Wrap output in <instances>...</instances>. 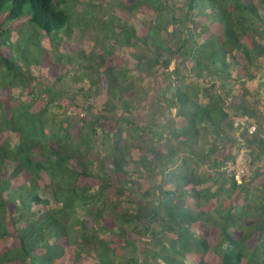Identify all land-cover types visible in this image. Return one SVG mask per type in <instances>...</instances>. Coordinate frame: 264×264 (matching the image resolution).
<instances>
[{"label":"trees","instance_id":"1","mask_svg":"<svg viewBox=\"0 0 264 264\" xmlns=\"http://www.w3.org/2000/svg\"><path fill=\"white\" fill-rule=\"evenodd\" d=\"M76 1L0 0V68L33 97L6 108L3 119L16 137L0 144V240L10 241L0 260L264 264V120L253 134L232 123L236 115L264 119V0L119 2L104 19L106 47L91 52L81 19L98 16ZM70 65L90 82L89 96L102 100L98 86L107 85L80 134L81 120L54 111L65 100L51 88ZM46 70L50 95L37 104L32 86ZM139 76L167 79L171 95L163 92L159 105L172 116L154 144L131 154L123 121L159 127H142L134 115L145 92ZM99 129L110 140L103 156L93 144ZM242 147L256 172L253 187L225 171ZM77 231L83 243L74 245Z\"/></svg>","mask_w":264,"mask_h":264},{"label":"rangeland","instance_id":"2","mask_svg":"<svg viewBox=\"0 0 264 264\" xmlns=\"http://www.w3.org/2000/svg\"><path fill=\"white\" fill-rule=\"evenodd\" d=\"M127 0H77L76 5L81 6L83 9H92L95 11L96 17L98 16V20H91L88 16H80L81 19V28L84 31V38L82 45L87 49V51H100V48L106 47L102 44L106 45V40L104 38L105 33L107 32L108 28L106 27L107 23L104 22V19L107 17H112L114 10L118 6V3H124ZM85 11V10H84ZM84 13V12H82ZM114 28L118 29L117 26ZM114 52L118 54H122L120 48L115 47ZM124 59L127 60L128 65L132 64V59H127L124 56ZM68 75L66 79L59 84L53 86V90L57 92L63 93L62 98L65 100L64 108L62 109H55L59 117H64L63 115L72 116L75 115L76 119L81 120L77 122L76 131L80 134L83 132L86 127L87 130L89 129L88 126H91L90 120L94 116L95 111H99V108H102V102L106 100L105 98V89L107 85L105 83L99 84L103 90L102 100L100 97H92L89 95L91 91L89 88L91 87L90 82L88 79L83 78L81 74L76 75L77 70L73 66L68 67ZM43 75V76H42ZM38 76L37 83L32 86L35 91V95L37 96V100L35 103L45 102L49 98L50 91L49 85L47 84V79L49 76L48 70H46L45 74ZM5 73L4 69L0 68V144L5 143L6 141H11L15 139L16 135L14 132L5 129L4 127V118L8 116V111L6 108L9 107H17L19 104L28 102L31 99V94L29 90H25L24 86L22 85H12L7 83L4 79ZM137 84L142 85L145 87L144 93H139L137 98L141 102L137 106V109L134 110V115L140 120L142 123V127L147 126L149 123L153 122L159 127H157L158 131L155 133L151 130H144V129H136L134 125L131 126H124L125 122L123 121L121 124L124 127L122 131V138L121 141L125 144V148L131 150V154L136 147L140 146H147L154 144L157 139L160 137L159 133H164L170 128V118H171V110L161 107L159 102L161 101L163 92H167V95L170 96V90H166L167 88V79L165 77H159L156 79H150L149 77H137L136 78ZM94 87V86H93ZM233 88H230L232 90ZM258 89L260 87L251 88L252 90V97L255 96L254 94L258 93ZM254 90V93H253ZM256 92V93H255ZM257 97V96H255ZM9 98L10 104L6 103V99ZM33 98V97H32ZM259 98V97H258ZM2 99V102H1ZM127 101H131L130 98H127ZM261 104V103H260ZM67 108V109H66ZM139 108V110H138ZM68 111V112H67ZM70 113V115L68 114ZM70 116V118H71ZM124 117V116H123ZM123 119V118H122ZM83 120V121H82ZM264 119L257 120L256 124L259 126L260 122H263ZM85 121V122H84ZM84 122V123H83ZM264 130V129H263ZM86 131V130H85ZM112 135V133H111ZM95 140L93 142L95 149L97 150L98 154L103 156L105 153H108V143L110 140L104 133L99 129L98 134L94 136ZM111 137V136H109ZM107 143V145H106ZM84 149L86 147L84 146ZM127 152V151H126ZM133 163V162H131ZM133 168V165H129V169ZM226 171V170H225ZM226 174L229 175L226 171ZM256 172L254 169H251L248 164V173L244 178L245 182H249L252 187L255 185L256 182ZM93 188L97 189L96 186ZM112 202L115 203L118 199L117 196L114 194L110 195ZM85 214V210L82 206L78 208L77 215L81 221ZM77 220L78 225L76 229L81 230V223ZM82 242L81 236L79 231L73 233V243L74 245H78ZM83 243V242H82ZM10 241H2L0 240V258L3 256L6 250L3 249L4 245H9ZM0 264H7L5 261L0 260ZM80 264H89V262L84 259Z\"/></svg>","mask_w":264,"mask_h":264},{"label":"built area","instance_id":"3","mask_svg":"<svg viewBox=\"0 0 264 264\" xmlns=\"http://www.w3.org/2000/svg\"><path fill=\"white\" fill-rule=\"evenodd\" d=\"M232 123L235 129L248 127L251 134L257 131V125L251 122L247 115H236L232 117ZM250 161V151L247 147H242L237 157L229 160L225 166L227 173L234 177L238 182H242L248 173V164Z\"/></svg>","mask_w":264,"mask_h":264}]
</instances>
